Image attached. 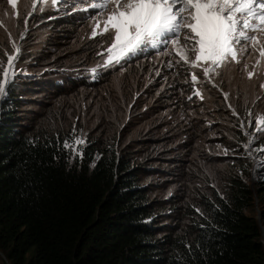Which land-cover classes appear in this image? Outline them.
<instances>
[{"label":"rangeland","instance_id":"rangeland-1","mask_svg":"<svg viewBox=\"0 0 264 264\" xmlns=\"http://www.w3.org/2000/svg\"><path fill=\"white\" fill-rule=\"evenodd\" d=\"M73 12L79 15L75 24H58L60 16ZM105 19L106 13L98 15L87 0H17L15 9L0 0V63L7 67V56L16 57L14 71L23 81L18 83L31 90L23 110L28 121L69 131L84 142L117 136L134 155L130 163L149 168L143 180L150 196L161 200L165 224L182 221L179 208H195L209 183L219 185L231 173L253 181L264 164V153L257 151L264 147V132L256 131L264 116V57L258 51L241 53L239 63L210 71V80L201 68L177 63L179 56L168 55L171 48L165 47L145 48L100 67L110 47V33L100 35ZM68 76L75 81L61 82L62 94L50 81L39 80ZM33 81L37 88L31 89ZM197 90L203 99L194 95ZM248 159L254 160L250 170Z\"/></svg>","mask_w":264,"mask_h":264},{"label":"trees","instance_id":"trees-1","mask_svg":"<svg viewBox=\"0 0 264 264\" xmlns=\"http://www.w3.org/2000/svg\"><path fill=\"white\" fill-rule=\"evenodd\" d=\"M20 73L0 97V264H264V164L253 181L209 183L195 208H179L182 221L165 224L149 168L131 164L117 136L86 139L77 154L64 147L69 131L28 121ZM73 79L39 80L62 94Z\"/></svg>","mask_w":264,"mask_h":264},{"label":"snow or ice","instance_id":"snow-or-ice-1","mask_svg":"<svg viewBox=\"0 0 264 264\" xmlns=\"http://www.w3.org/2000/svg\"><path fill=\"white\" fill-rule=\"evenodd\" d=\"M51 2L55 4L59 0ZM8 3L14 9L17 6V0H8ZM87 3L98 15L106 13L100 35L110 33V47L106 49L109 54L106 62L100 67L119 64L145 48L165 47L171 48L168 55L179 56L177 63L201 68L202 75L210 80V71L230 62L239 63L241 53L258 51L260 57H264V43L261 42L264 40V0H87ZM97 34L94 28L92 37ZM16 52H19L18 48ZM15 59L8 55L7 67L0 63L3 77L0 97L7 94L5 86L12 84L16 75ZM91 71L95 73L96 68ZM253 75L254 72H248L249 78ZM196 80L197 77L192 75L191 81ZM194 95L203 99L198 90ZM227 96L224 93L225 99ZM258 119L256 131L264 132L259 126L264 125V116ZM83 143L77 138L72 144L65 142L64 147L80 154L77 146ZM250 144L243 147L249 148ZM257 151L264 153V147Z\"/></svg>","mask_w":264,"mask_h":264},{"label":"clouds","instance_id":"clouds-1","mask_svg":"<svg viewBox=\"0 0 264 264\" xmlns=\"http://www.w3.org/2000/svg\"><path fill=\"white\" fill-rule=\"evenodd\" d=\"M163 48H164V47H159V48H157V49L150 48L149 52H155V51H157V50H161V49H163Z\"/></svg>","mask_w":264,"mask_h":264},{"label":"water","instance_id":"water-1","mask_svg":"<svg viewBox=\"0 0 264 264\" xmlns=\"http://www.w3.org/2000/svg\"><path fill=\"white\" fill-rule=\"evenodd\" d=\"M263 235H264V224H263ZM263 241H264V238H263ZM1 252V251H0Z\"/></svg>","mask_w":264,"mask_h":264}]
</instances>
